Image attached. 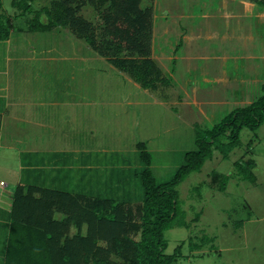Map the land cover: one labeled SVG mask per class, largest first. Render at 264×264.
Returning a JSON list of instances; mask_svg holds the SVG:
<instances>
[{"label": "rangeland", "instance_id": "1", "mask_svg": "<svg viewBox=\"0 0 264 264\" xmlns=\"http://www.w3.org/2000/svg\"><path fill=\"white\" fill-rule=\"evenodd\" d=\"M52 1L34 0L32 9ZM3 5L7 15L20 13L13 0H3ZM83 15L93 20L95 13L86 6ZM15 25L24 31L14 34L12 50L28 56L12 62L14 68L28 67L20 84L30 85L39 95L50 79L59 88L69 83L74 87L79 79L84 86L78 91L90 82L98 101H104L96 113L81 110L83 124L93 119L92 144L110 147L89 156L87 166L92 165L90 160L96 162L97 178L93 171L80 182L76 168H64L66 183L55 184L53 172V185L48 183L52 188L121 199L141 194L140 180L132 173L141 167L139 142L152 155L157 181L167 182L185 164L186 154L197 150L201 131L263 94L264 8L247 0H153L151 58L171 83L156 91L142 88L69 29L29 32L25 17ZM8 47L0 42V49ZM55 92L59 90L50 95ZM240 140L229 158L215 150L200 172L177 187L188 226L169 230L166 238L168 253L184 241L178 264H264V124L256 132L244 129ZM251 158L256 162L255 182L244 179L236 167V162ZM224 175L230 177L225 191L220 189ZM203 236L215 240L190 252L189 238L200 243Z\"/></svg>", "mask_w": 264, "mask_h": 264}, {"label": "trees", "instance_id": "2", "mask_svg": "<svg viewBox=\"0 0 264 264\" xmlns=\"http://www.w3.org/2000/svg\"><path fill=\"white\" fill-rule=\"evenodd\" d=\"M32 1L13 0L20 13L12 17L5 13L0 0V42L23 32L24 28H17L15 22L25 17L29 32L71 30L144 89L156 91L160 85L170 86V79L151 58L153 0H53L36 10L32 9ZM247 1L264 8V0ZM86 6L92 7L93 20L83 15ZM262 90L255 101L201 131L197 150L186 154L185 164L167 182L157 181L152 155L146 144L139 142L141 167L132 173L140 180L141 194L121 199L35 184L18 185L8 215L10 228L1 264H178L184 256V241L168 253L166 238L169 230L188 226L177 187L192 173L200 172L215 150L229 158L232 150L241 145L244 129L256 132L261 128L264 83ZM1 126L0 121V135ZM236 167L244 179L256 181L254 159H241ZM229 179L223 176L221 190L225 191ZM209 240L215 239L203 236L197 243L190 237L189 251Z\"/></svg>", "mask_w": 264, "mask_h": 264}, {"label": "crops", "instance_id": "3", "mask_svg": "<svg viewBox=\"0 0 264 264\" xmlns=\"http://www.w3.org/2000/svg\"><path fill=\"white\" fill-rule=\"evenodd\" d=\"M14 36L16 35L4 42L8 43V48L0 49V61L3 64L0 66V180L6 183L4 187H0V264L9 233L8 215L12 209L16 187L38 185L41 182L40 186L46 187L48 183L53 185L50 182L53 172H56L55 184L65 183L62 180L68 179L64 176L68 172L62 175L64 168L67 171H74L76 168L80 174V182H86L84 179L92 175L93 171L96 172L94 178H97L96 162L93 164L90 160L92 165L87 166L89 156L91 158L94 151L108 152L110 149L107 145L98 146V142L92 144V138H96L94 126L90 124L93 119L85 121L84 124L81 119V110L90 109L96 113L98 104L104 103L98 101L91 83L87 82V86L78 91L84 86L82 80H76L74 87L69 83L68 86L64 84L59 88L57 81L56 86L50 79L44 91H41L43 94L37 95L35 88L20 84L25 80L23 72L28 67L18 64L14 68L12 62H18V57L28 56L12 50ZM4 61L7 63H3ZM48 89L50 93L53 89L59 92L50 95ZM45 94L49 96L46 97ZM12 108H15L13 112L10 110ZM130 164L132 166L131 162L127 163L129 167ZM92 179L93 176L89 181Z\"/></svg>", "mask_w": 264, "mask_h": 264}, {"label": "built area", "instance_id": "4", "mask_svg": "<svg viewBox=\"0 0 264 264\" xmlns=\"http://www.w3.org/2000/svg\"><path fill=\"white\" fill-rule=\"evenodd\" d=\"M6 185L5 181L0 180V187H4Z\"/></svg>", "mask_w": 264, "mask_h": 264}]
</instances>
